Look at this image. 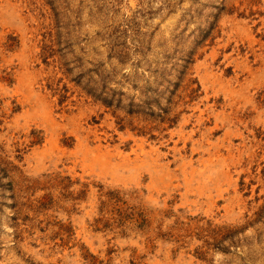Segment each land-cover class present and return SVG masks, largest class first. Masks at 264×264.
<instances>
[{
    "label": "rangeland",
    "instance_id": "obj_1",
    "mask_svg": "<svg viewBox=\"0 0 264 264\" xmlns=\"http://www.w3.org/2000/svg\"><path fill=\"white\" fill-rule=\"evenodd\" d=\"M0 264H264V0H0Z\"/></svg>",
    "mask_w": 264,
    "mask_h": 264
},
{
    "label": "trees",
    "instance_id": "obj_2",
    "mask_svg": "<svg viewBox=\"0 0 264 264\" xmlns=\"http://www.w3.org/2000/svg\"><path fill=\"white\" fill-rule=\"evenodd\" d=\"M103 103L106 105V106H110V102H107V101H103Z\"/></svg>",
    "mask_w": 264,
    "mask_h": 264
}]
</instances>
